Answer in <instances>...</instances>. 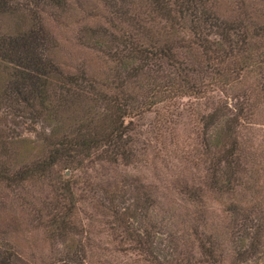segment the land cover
<instances>
[{"label": "trees", "instance_id": "1", "mask_svg": "<svg viewBox=\"0 0 264 264\" xmlns=\"http://www.w3.org/2000/svg\"><path fill=\"white\" fill-rule=\"evenodd\" d=\"M72 14L86 24L67 46L50 26ZM217 91L233 107L199 117L202 169L177 200L106 179L136 162L145 113L166 122L179 98ZM263 107L264 0H0V264L264 263Z\"/></svg>", "mask_w": 264, "mask_h": 264}, {"label": "rangeland", "instance_id": "2", "mask_svg": "<svg viewBox=\"0 0 264 264\" xmlns=\"http://www.w3.org/2000/svg\"><path fill=\"white\" fill-rule=\"evenodd\" d=\"M84 24H86V21H82L75 14H72L65 22V25L53 22L50 28L62 43H66V45L69 43L72 46L75 43L74 39L78 36V29ZM87 24H93L92 20H87ZM217 100L230 108L233 107V95L229 92L217 91L207 98L192 96L179 98L175 107L171 108L172 114L167 115L169 119L166 122L159 120V115L156 113L157 109H155V112L145 113L136 121L138 131L135 135L138 138V157L136 162L129 167L121 165L111 166V169L107 171L106 179L120 181L122 174L128 173V175L144 181L145 184L158 185L160 192L165 197L169 200H177L176 195L179 191L180 182H190L192 178L197 180L198 175H200L198 170L202 169V165L199 162V157L201 156V148L199 146L201 134L196 123L201 115L210 110L211 102ZM262 110L258 113L261 116L258 115V120L253 125L254 129H256L254 130L255 142L253 148L257 149L264 138V107ZM13 119L19 123V126H15V132L20 137L35 139L34 133L27 128V125H29L27 120H22L20 117ZM39 128L40 126L37 125L36 129L38 130ZM196 163H198V166H196ZM76 174L77 172H70L68 169H58L56 175H54L64 179L75 177ZM91 174L96 176L97 180H104V178L100 177L102 171L99 168L97 171L91 172ZM117 183L121 184V182ZM97 198L98 195H95V199ZM207 204L210 206L211 213L217 211L218 205L215 202L207 199ZM90 213L91 208L88 203H85L82 214H80L85 223L88 221L86 217ZM85 231L88 235L89 228L85 227ZM98 236L101 245L106 251H109L112 247L108 242L107 235L99 234ZM39 244L40 242L37 241L35 244L30 243L27 246L32 250L38 251V248L41 249ZM115 257L119 259L118 261L125 260L119 254H115ZM260 264L264 263L261 262Z\"/></svg>", "mask_w": 264, "mask_h": 264}]
</instances>
